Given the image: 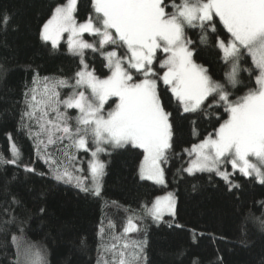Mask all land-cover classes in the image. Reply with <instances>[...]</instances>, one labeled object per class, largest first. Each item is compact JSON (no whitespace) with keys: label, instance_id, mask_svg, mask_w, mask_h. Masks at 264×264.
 I'll list each match as a JSON object with an SVG mask.
<instances>
[{"label":"trees","instance_id":"1","mask_svg":"<svg viewBox=\"0 0 264 264\" xmlns=\"http://www.w3.org/2000/svg\"><path fill=\"white\" fill-rule=\"evenodd\" d=\"M165 2L169 5L167 12L173 11V0ZM66 3L0 0V155L11 160L13 144L20 151L16 164L0 163V264H24L25 250L38 251L43 264H117L120 242L123 238L131 240L129 237L144 242V264H264V227L260 223L264 220V183L255 175L236 173L229 179L239 187H230L214 171L186 172L191 159L188 150L210 135L214 137L228 119L225 105L212 96L196 112H185L170 86L159 81L158 93L165 111L171 113L172 126L171 148L163 159L164 186L140 178L144 152L129 144L108 148L102 154L105 174L99 195L82 191L75 181L56 179L54 165L46 154L67 166L73 149L64 139L46 149L39 145L38 154V139L46 142V137L37 138L35 120L25 116L33 89L36 92L44 87V78H48L50 83L66 80L70 86L65 92L69 93L76 73L83 67L82 60L98 78L111 74L101 50L89 49L81 57L68 50L62 36L55 47L41 38L55 8ZM74 16L77 23L91 17L98 25L93 0H77ZM213 22L215 31L210 27L202 30L199 25L187 27L185 36L191 40L188 47L194 62L207 69L214 81L225 84L229 100L235 102L259 87V70L242 50L239 83L235 87L226 83L230 62L225 61L219 41L228 42L231 34L218 16ZM202 35L206 36L204 42ZM105 47L104 52L116 49L119 56L128 55L120 44ZM80 155L91 157L89 151ZM83 170L87 175L85 160ZM170 192L176 198L175 216H166L159 225L151 224L147 208ZM129 219L139 230L118 238L116 234L128 226ZM112 243L117 249L107 250ZM129 251L130 247L126 253Z\"/></svg>","mask_w":264,"mask_h":264},{"label":"snow or ice","instance_id":"2","mask_svg":"<svg viewBox=\"0 0 264 264\" xmlns=\"http://www.w3.org/2000/svg\"><path fill=\"white\" fill-rule=\"evenodd\" d=\"M76 3L77 0H67L66 4L57 6L52 17L44 24L41 38L51 41L55 47L62 34L68 32L69 49L82 57L84 49L95 50V45L81 40V34H98L102 37L99 40L101 46L120 44L126 47L129 68L142 73L145 78L139 83L132 82L130 71L123 66V58L112 51L106 53L108 67L113 69L107 79L101 80L89 71L77 72L73 93L63 100L59 99L56 89L67 86L66 80L50 83L48 78H44L40 100H37L33 89L29 111L25 116L30 121L35 120L39 129L35 136L46 137V142L38 139V154L39 145L46 149L48 145L64 139L70 141L69 147L76 149H87L89 138L96 145L95 151H92L93 159L89 161L92 188L85 186L67 166L53 160L51 154H46L52 160L56 179L75 181L82 191L99 195L105 174V164L98 158L99 153L106 151L102 145L124 147L131 144L146 152L145 165L141 168L142 178L163 183V170L159 162L166 159L165 153L171 148V113L165 111L157 91V80L149 78L156 75L152 64L159 49L168 54L160 62V67L166 71L159 79L170 86L185 112H196L212 96L225 105V111L229 114L228 119L220 124L215 138L210 135L188 150L190 155L195 154V159L186 171H215L230 187H239L229 179L230 174L226 170H221L222 163L230 162L234 170L239 169L244 176L255 175L264 183V0H179L178 3L173 0L171 12H166L169 5L165 0H93L98 25L93 23L91 17L85 23L77 24L74 16ZM214 16L219 17L231 34L228 42L219 41L225 61L230 62V70L225 73L226 83L233 87L239 83L237 77L241 71L242 50L246 51L259 70L256 76L259 87L250 89L235 102L229 100L230 94L225 84L214 81L207 74V69L193 62V53L188 47L191 40L184 32L186 26L196 25L202 30L210 27L215 31ZM7 20V16L3 17V22ZM205 40L206 36L202 35L201 42ZM84 67L86 69L87 66ZM82 85L91 90L88 96L83 91H76ZM112 96L118 97L119 103L105 114L102 109ZM61 104L67 109L79 110L74 127L69 123L71 118L66 112L59 110ZM50 112L55 114L54 119L49 118ZM57 133L63 135L57 136ZM11 154V160L0 155V163L16 164L20 151L15 144L11 147ZM64 155L67 157V152ZM249 157H254L257 163H252ZM27 170L34 171L31 168ZM164 211L175 212V199L171 193L163 202L158 199L149 213L159 221ZM260 223L264 227V220ZM138 230V226L129 219L124 232ZM12 239L14 242L17 240L15 236ZM143 243L134 242L131 245L132 254H126L130 247L128 243L121 245L125 251L118 252L117 264H136L143 252ZM116 249L117 244L112 243L107 250ZM17 253L19 258V247ZM22 255L24 264H43L38 251L25 250Z\"/></svg>","mask_w":264,"mask_h":264},{"label":"rangeland","instance_id":"3","mask_svg":"<svg viewBox=\"0 0 264 264\" xmlns=\"http://www.w3.org/2000/svg\"><path fill=\"white\" fill-rule=\"evenodd\" d=\"M166 10V9H165ZM166 12H167V10H166ZM94 23V22H93ZM77 24H82V23H77ZM95 24V23H94ZM187 27H191V26H186L185 27V29H184V32H186V28ZM112 32H113V36H115L116 34H115V31L114 30H112ZM65 34V35H64ZM88 35V37H90V38H92V39H88L86 36ZM69 36H70V33H68V32H65V33H63L62 34V37L66 40V41H64L65 43H66V45H67V47H68V50L72 53V54H74L70 49H69V44H68V41H69ZM81 40H83V41H85V42H88V43H90V44H93V45H95V50H101L102 51V53H103V55H104V57H105V59H106V61H107V63H109L108 62V60H107V58H106V53H108V52H112V51H115L116 53H117V56L118 57H120V58H123V66L125 67V68H127L129 71H130V73H131V75H132V77H133V81L132 82H134V83H139L141 80H143L145 77L143 76V74L142 73H140V72H137V71H135V70H132V69H130L129 68V66H128V64H127V59H128V55L127 56H119V54H118V52H117V50L115 49V50H113V49H111V50H109V51H107V52H104L103 51V49H102V47L103 48H106L105 46L106 45H109V44H106V45H103V46H101L100 44H99V40L102 38V37H100L99 38V40H98V42H97V38H98V34H93V33H89V32H84V33H82L81 34V36L79 37ZM61 39V38H60ZM59 39V40H60ZM93 41V42H92ZM114 46L115 45H109V47H113L114 48ZM89 49H91V48H89ZM89 49H84L83 50V54H84V52H86L87 50H89ZM190 49V48H189ZM191 50V49H190ZM192 51V50H191ZM192 53H193V51H192ZM75 55H77V54H75ZM167 55L168 54H166V53H163L161 50H157V53H156V57H155V59H154V61H153V64H152V68H153V71L156 73V75L155 76H150L149 78L150 79H156L157 80V91H158V83H159V81H162L161 79H159V77H162V75H163V72L164 71H166V69H162L161 67H160V62L163 60V59H166L167 58ZM80 56V55H79ZM114 60L116 59V57H114L113 58ZM192 60H193V62H194V59H193V55H192ZM195 63V62H194ZM196 64V63H195ZM88 66L87 65V63L83 60V67H82V69L80 70V71H89V72H93L94 73V75L96 76V77H98L96 74H95V72L94 71H92V70H89L88 69V67H86V69H85V67L84 66ZM197 65V64H196ZM109 69H110V71H111V74L109 75V76H111L112 75V71H113V69H111L110 67H109ZM79 71V72H80ZM108 76V77H109ZM108 77H106V78H99V79H101V80H103V79H107ZM54 80V79H53ZM54 81H56V80H54ZM163 82V81H162ZM75 83H76V80L74 81V85H75ZM70 85L69 84H67V86H60V87H57V89H56V91H58L59 92V96L61 95L63 98L61 99V98H59L60 100H63V99H65V98H67L69 95H72V93H73V89H72V91H70L69 93H67V92H65V88L66 87H69ZM43 90H44V87H42V88H38L37 90H36V92H35V94H36V97H37V100H40L41 99V96H42V94H43ZM76 91H83L84 93H85V95L86 96H88L89 95V93H90V89L89 88H87L86 86H81L80 88H78V89H76ZM232 102V101H231ZM119 103V98L118 97H114V96H112V97H109L108 98V100L105 102V104H104V107H103V109H102V112L103 113H107V112H109V111H112L113 109H115V107H116V104H118ZM182 105V104H181ZM182 107H183V105H182ZM59 110L61 111V112H66V114H67V116L68 117H70L71 119H70V121H69V123H71L72 125H73V127L75 126V118L77 117V116H79L80 115V113H79V110L78 109H75V108H72V109H67V108H65V106L64 105H59ZM199 110V109H198ZM51 113V112H50ZM49 118H52V119H54L55 118V114L54 113H51V116H49ZM59 134V133H58ZM57 136H59V135H57ZM213 138H215V136L213 137ZM201 142H199L198 144H200ZM197 144V145H198ZM70 145V143L69 144H66V146H69ZM129 145H131V144H129ZM49 146V145H48ZM105 149H106V151H104V152H101V153H99V155H98V158H99V160L100 161H102L103 162V160H102V158H101V156H102V154H104L105 152H107V149L108 148H119V147H112L110 144H104V145H102ZM126 146V145H125ZM133 146V145H132ZM93 147V148H92ZM95 148H96V145H95V143L93 142V141H91V140H89L88 139V144H87V149H76L75 147H72V149H73V153H72V157H71V159H68V163H67V166L70 168V170H71V172L74 174V173H77L76 175H74V176H76V177H80L81 178V180H82V182L85 184V186H87V187H89V188H92V181H91V173H90V170H89V161H91L92 159H93V157H92V151H95ZM137 148H139V147H137ZM140 150H142L143 152H144V159H143V161H142V163H141V165H140V169H139V176H140V178L141 179H144V180H148V181H151V182H153V183H155V184H157V185H161V186H164L165 184H166V179H165V173H164V169H163V159L159 162L160 163V168L163 170V183H159V182H157V181H155V180H150V179H147V178H142V176H141V168H142V166H144L145 165V156H146V152H145V150L144 149H142V148H139ZM84 151H89L90 153H91V157L88 159V158H86L84 155H80V154H82ZM50 152V151H49ZM166 154V153H165ZM70 158V157H69ZM193 159H195V154H192L191 155V159H190V161H189V165H188V167L190 166V163H191V161L193 160ZM249 159H250V161L252 162V163H257V160L254 158V157H249ZM64 160V159H63ZM63 160H62V164L64 163L63 162ZM86 161V163L88 164V170H87V175H85V171L83 170V161ZM104 163V162H103ZM187 167V168H188ZM186 168V169H187ZM221 170H226L229 174H230V177L232 176V175H235L236 173H239V174H242V173H240V171H239V169H233L232 168V165H231V163L230 162H224V163H222L221 164ZM187 172V171H186ZM196 172H203V171H195V172H193V173H189V172H187V173H189V174H194V173H196ZM215 172V171H214ZM221 177V176H220ZM259 180H260V178H258ZM100 191H101V183H100ZM99 191V192H100ZM171 193V192H170ZM168 194L169 193H167V194H165V195H163V196H161V197H159L158 199H160L162 202L164 201V198L165 197H167L168 196ZM172 195H173V197H174V199H175V212H174V214L173 213H171V212H168V211H164L163 212V216H162V219L161 220H159V221H156V220H154L153 219V217L150 215V213H149V210L153 207V205L156 203V201L158 200H156L154 203H153V205H151L150 207H148L147 208V214H148V216L150 217V219H151V224H153V225H159L163 220H164V218L166 217V216H175V214H176V198H175V195L173 194V193H171ZM123 231H124V229L120 232V233H117L116 234V236L118 237V238H120V239H122V237L124 236V235H126V236H132V234H134L135 232L133 231V232H131V233H123ZM131 238V240H128V239H126L125 241H123V239H122V242H120V244L121 245H123V244H125V243H128L129 245H130V251H129V254H132V248H131V245L134 243V242H139L138 240H136L135 239V237H129V239ZM129 249V248H128ZM120 250H122V251H125L124 249H122L121 247H120ZM144 252V251H143ZM143 252L142 253H140V259L138 260V261H136V264H144V262H143V260H141L142 259V257H143ZM127 254V253H126ZM25 261V259L23 260V262Z\"/></svg>","mask_w":264,"mask_h":264},{"label":"bare ground","instance_id":"4","mask_svg":"<svg viewBox=\"0 0 264 264\" xmlns=\"http://www.w3.org/2000/svg\"><path fill=\"white\" fill-rule=\"evenodd\" d=\"M93 42V41H92ZM168 191V190H167ZM157 197V196H156ZM143 212V211H142ZM143 215V214H142ZM145 215V214H144ZM143 217V216H142ZM149 221V220H148ZM144 224V223H143ZM145 225H147V224H145ZM147 227V226H146ZM124 229V228H123ZM144 229V228H143ZM147 229V228H146ZM118 230V229H117ZM122 231V230H121ZM140 235H142V234H140ZM139 235V236H140ZM138 238V237H137ZM140 238V237H139ZM135 239H136V237H135Z\"/></svg>","mask_w":264,"mask_h":264}]
</instances>
